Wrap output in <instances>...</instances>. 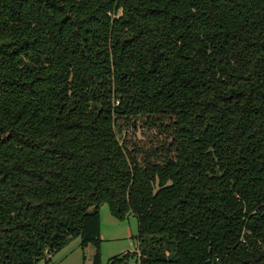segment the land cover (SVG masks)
<instances>
[{
    "label": "trees",
    "instance_id": "16d2710c",
    "mask_svg": "<svg viewBox=\"0 0 264 264\" xmlns=\"http://www.w3.org/2000/svg\"><path fill=\"white\" fill-rule=\"evenodd\" d=\"M103 204L112 264L264 249V0H0V264H102Z\"/></svg>",
    "mask_w": 264,
    "mask_h": 264
},
{
    "label": "rangeland",
    "instance_id": "374dc122",
    "mask_svg": "<svg viewBox=\"0 0 264 264\" xmlns=\"http://www.w3.org/2000/svg\"><path fill=\"white\" fill-rule=\"evenodd\" d=\"M100 218L102 264H112L111 258L139 249V242L136 239L138 221L134 215L128 216L125 220H120L111 213L108 204H103L100 207ZM95 253V245L89 243L83 247L78 236L51 255L49 264H84L86 262L94 264ZM39 264H45V259ZM115 264H139L138 255L131 256L123 263L117 262Z\"/></svg>",
    "mask_w": 264,
    "mask_h": 264
},
{
    "label": "water",
    "instance_id": "95a60500",
    "mask_svg": "<svg viewBox=\"0 0 264 264\" xmlns=\"http://www.w3.org/2000/svg\"><path fill=\"white\" fill-rule=\"evenodd\" d=\"M264 257V249L259 251L255 256L252 258L243 260V263H251V264H256L258 261H260Z\"/></svg>",
    "mask_w": 264,
    "mask_h": 264
},
{
    "label": "built area",
    "instance_id": "2783aa9c",
    "mask_svg": "<svg viewBox=\"0 0 264 264\" xmlns=\"http://www.w3.org/2000/svg\"><path fill=\"white\" fill-rule=\"evenodd\" d=\"M84 264H90V263L86 262V263H84Z\"/></svg>",
    "mask_w": 264,
    "mask_h": 264
}]
</instances>
